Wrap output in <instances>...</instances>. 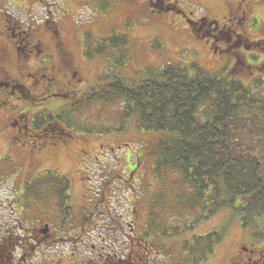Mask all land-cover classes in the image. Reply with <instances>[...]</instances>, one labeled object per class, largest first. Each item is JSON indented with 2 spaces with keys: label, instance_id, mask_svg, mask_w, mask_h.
Returning a JSON list of instances; mask_svg holds the SVG:
<instances>
[{
  "label": "rangeland",
  "instance_id": "374dc122",
  "mask_svg": "<svg viewBox=\"0 0 264 264\" xmlns=\"http://www.w3.org/2000/svg\"><path fill=\"white\" fill-rule=\"evenodd\" d=\"M36 1L0 0V14L20 17L23 28L40 29L46 42L48 26L57 27L66 42L74 44L76 60L81 66L77 94L70 98L45 95L41 74L36 75L39 82L26 75L21 77L23 87L17 90V95L21 90L32 99L12 98L11 105L0 112V124L6 121L8 113L29 109V115H37L38 123L43 124L44 119L52 124L57 122L83 138L79 147L84 152L77 154L74 149L60 147L55 157L34 164L26 150L15 148L21 140L8 142L10 128L2 127L0 236L11 231L13 241L19 242L12 253L21 256L33 246L34 255L25 264H82L93 246L123 253L128 261L123 264L135 261L138 264H231L241 243L264 242V214L246 227L231 209L201 218V209L193 204V191L180 175L171 169L154 170L155 158L150 148L159 133L139 130L138 113L126 116L122 98H94L92 91L96 85L117 80L130 85L140 83L168 64L185 67L195 64L208 74L226 71L227 76H235L246 85L254 98L264 101V0H249L256 17L250 25L231 27L240 35L231 34V41L235 42L230 54L214 51L211 41L201 38L202 30L197 31L195 25L188 24L187 18L175 13L171 6L157 7L158 10L151 12L153 7L144 0ZM234 1L160 0V4L173 2L190 18L198 20L204 16L222 24L227 22ZM221 32L219 41L226 42L228 33ZM80 34H84L86 58L81 55L83 43L76 40ZM32 70L27 67L24 72ZM11 72L17 75L13 69ZM25 103L28 106H22ZM207 106L208 103L198 109V118ZM240 126L245 128L241 140L249 147L255 145L253 125L241 123ZM99 145L119 148L113 154L108 150L107 163L88 162V171L81 163L82 157L86 153L98 155L103 150ZM6 154H10L9 159H4ZM117 173L122 183L118 182ZM56 175L64 177L66 182L63 178L58 180ZM64 190L68 197L66 205L61 203ZM93 197L101 203L88 217H83L87 214L84 208L93 203ZM67 206L69 212L63 211ZM71 220L73 232L82 235V229L86 228L81 239L73 234L75 241L64 239L47 250L25 242L26 230L33 226L43 228L44 223H49L64 227V221ZM120 224L123 235L119 232ZM212 231L221 232V240L207 259H203L205 247L199 237ZM65 232L58 234L68 235Z\"/></svg>",
  "mask_w": 264,
  "mask_h": 264
},
{
  "label": "trees",
  "instance_id": "16d2710c",
  "mask_svg": "<svg viewBox=\"0 0 264 264\" xmlns=\"http://www.w3.org/2000/svg\"><path fill=\"white\" fill-rule=\"evenodd\" d=\"M92 91L94 98H122L126 116L138 113L139 130L159 133L150 148L154 170L171 169L180 175L193 191L201 218L231 209L246 227L264 214V101L254 98L235 76H227L226 71L208 74L195 64H168L140 83L117 80L96 85ZM206 103L198 118V109ZM241 123L253 125L255 145L249 147L241 140L245 132ZM63 197L61 203L66 205L65 190ZM5 234L1 237L8 240ZM221 236L212 231L199 237L205 247L203 259ZM10 242L11 248L4 245L0 256L19 244Z\"/></svg>",
  "mask_w": 264,
  "mask_h": 264
},
{
  "label": "flooded vegetation",
  "instance_id": "af4514ba",
  "mask_svg": "<svg viewBox=\"0 0 264 264\" xmlns=\"http://www.w3.org/2000/svg\"><path fill=\"white\" fill-rule=\"evenodd\" d=\"M25 1L37 2L36 0H24V2ZM38 1L41 3L45 2L44 0ZM144 2H146L147 6L153 7L151 12L158 10L157 7L166 9L165 7L171 6L174 8L175 13L187 18L188 24L195 25V29L197 31L202 30L201 38L204 39L205 42L211 41L213 44L212 46H214L215 49L214 51H225L228 54L232 51L231 46L235 42H233V40L231 41V34L234 33L236 36L238 34L240 35V33H237L231 27L235 26L236 28H242L243 26L245 27V25H250L254 19L256 20L249 0H236L231 2L229 12L227 13V22L222 24L204 16L198 17V20L190 18L182 8H179L178 4L174 5L173 2L167 5L165 3L160 4V0H144ZM157 2L159 5H157ZM194 17L196 18V16ZM0 19L2 21L3 28L0 30V112L3 111L2 108L8 107L6 105H11L12 98L18 100L27 98L32 99L28 92L23 93L21 90L17 95V90L23 87L20 81L21 77L26 75H28V79L35 80L36 75L39 73L41 74V77L43 78L40 82H44L43 93L45 95L50 94L49 96H63L70 98L77 94L75 90L77 89V84H79L78 81H80L78 74L80 73L81 66L76 60L74 44L71 43V45H69L57 27H53L52 25L48 26L49 40L46 42L47 38L43 35V33H41L42 31H40V29H35L33 26L23 28L19 21L20 17L1 13ZM46 21L49 22L48 20ZM211 23H214V25H211ZM221 31H226L228 33V38L225 40L226 42L219 41L220 37L222 38ZM244 37L247 39L246 36ZM76 40L79 43H83L82 45L84 48L83 52H81V55L83 56L85 50L84 34H80ZM218 41L219 44H217ZM27 67L33 70L24 72V69ZM12 69L17 75L11 72ZM19 69L21 70L19 71ZM36 81H38V79H36ZM48 86L51 87V89H49ZM63 90H66L67 92L62 93L61 91ZM47 97H43V99ZM22 106L25 107L28 105L25 103L22 104ZM28 110L29 109L18 114L8 113V115L5 116L6 121H3L2 124H0V131L5 127L10 128V138L8 142H11L12 144V142L15 143L18 139H20V143H17L15 148H19L21 151L26 150L28 157L32 158L30 161L31 163L35 164L44 159L55 157V152L60 147L67 150L74 149L77 154L79 151L82 153L84 152L79 147L82 143L81 139L83 138L80 139L77 135L68 131L66 126H60L57 122L52 124V122H47L44 119L43 122L45 124L38 123L36 120L37 115H29ZM99 146L103 150L98 151V155L92 156L86 153V156L82 157L81 163L83 162L85 166H87L88 162H93V160V163H96V165L100 162L107 163L109 162L106 157L108 150L110 149V153L113 154L116 149L119 148L109 145H107V148L103 147V145ZM8 150H10V145L8 146ZM99 157H102L103 161ZM9 158L10 154H6L4 156V159ZM34 158L36 160H34ZM86 170L90 171L89 166H87ZM116 177L119 179L118 182L122 181L121 178H119L120 173H117ZM99 203H101L99 198L93 197V203L88 204V206L84 208V212L87 213V216L83 215V217H88V214L92 213V211L97 208ZM64 223L66 224L64 227L60 225H50L49 223H44L43 228L33 226L32 228L26 230V235L24 236L25 242H32L37 246V249L40 248L39 246H44L45 248L43 247L42 249L47 250L49 249L48 247H52L56 243H61L64 239H67L68 242L75 241V236H73V234L77 235L76 238L78 239H81L82 235H85L86 228H83L82 230L84 233L79 235L81 233L75 231L73 232V226L70 225L73 223L72 220L69 222L64 221ZM122 229L123 226L120 224V235H123ZM64 231H66L65 233L68 235L63 236L58 234ZM3 238L4 236H0V250L1 248L6 249V247V250H9L11 248L10 246H12L10 241L13 240L11 231L10 234L8 232V240H3ZM120 243L123 244V241L121 240ZM4 245H6V247ZM33 248V246H30V249L32 250L24 252L21 256H17L12 252L4 254L3 257L0 256V264H21L22 262H24L22 264H25L26 262L29 263L30 257L32 259L34 255V253L32 254L34 251ZM37 249H35L36 252H38ZM12 251L15 252V250ZM147 251L149 250L147 249ZM47 252L49 253V251ZM125 262L128 261L123 257V253L120 255L115 251L107 250V248L105 249V247L96 249L92 246L90 254L84 259L82 264H123ZM134 264H138V262L135 261ZM141 264L146 263L144 262ZM231 264H264V242H249L248 244L241 243L237 248L236 254L231 260Z\"/></svg>",
  "mask_w": 264,
  "mask_h": 264
}]
</instances>
